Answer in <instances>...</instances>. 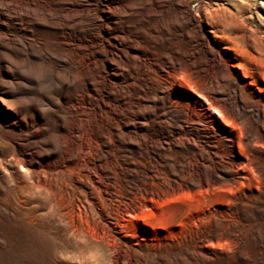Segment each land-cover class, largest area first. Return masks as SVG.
Returning a JSON list of instances; mask_svg holds the SVG:
<instances>
[{"label": "rangeland", "instance_id": "1", "mask_svg": "<svg viewBox=\"0 0 264 264\" xmlns=\"http://www.w3.org/2000/svg\"><path fill=\"white\" fill-rule=\"evenodd\" d=\"M187 1L0 0V264H264V0Z\"/></svg>", "mask_w": 264, "mask_h": 264}, {"label": "bare ground", "instance_id": "2", "mask_svg": "<svg viewBox=\"0 0 264 264\" xmlns=\"http://www.w3.org/2000/svg\"><path fill=\"white\" fill-rule=\"evenodd\" d=\"M179 3H180V5H182L183 6V4H185V5H188V1L187 0H177ZM196 7V6H195ZM195 11L197 10V9H194ZM186 15H187V21L189 22V24L190 25H192L196 30H199V29H201L202 28V18H201V16L200 15H198V13L197 12H194L192 9H191V7H189V10L187 9V8H184V11H183ZM204 17H207L206 15H204ZM189 86V85H188ZM193 86V85H192ZM187 88V87H186ZM192 89H193V91L197 94V96L201 99V100H203V101H205L206 103H207V108L208 109H210V110H212V112H214V113H216L218 116H220L221 117V119L223 118L222 117V114H221V112H220V110H219V108H217L214 104H213V101H211V100H209V97H207V94H204V93H202V92H200V91H198V89H196L194 86L193 87H191ZM253 111H254V115L255 116H257L258 117V115H261V116H264V106L262 105V107H255L254 109H253ZM229 121V120H228ZM230 122V121H229ZM225 123L226 124H228V122H227V120L225 119ZM231 126V125H230ZM261 142V141H260ZM262 143V142H261ZM145 192H147V190H145ZM129 209L130 210H134V207L133 206H130L129 207ZM82 213H83V211L82 210H80V208L79 207H77V215L80 217V218H82ZM88 216V215H87ZM82 220V219H81ZM84 221V225H85V227H87V231H88V233L91 231V227L89 226V224H88V221H87V217H86V220L84 219L83 220ZM103 230V229H102ZM103 233H106V231H105V229L103 230ZM94 238H97L98 236L95 234V232H94ZM105 240L107 241V238H106V236H105Z\"/></svg>", "mask_w": 264, "mask_h": 264}]
</instances>
